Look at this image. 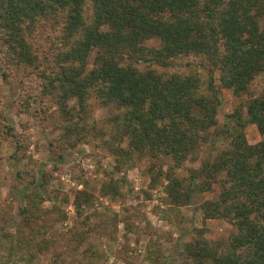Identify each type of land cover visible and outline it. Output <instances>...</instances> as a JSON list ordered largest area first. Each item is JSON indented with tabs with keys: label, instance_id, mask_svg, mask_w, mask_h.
I'll return each mask as SVG.
<instances>
[{
	"label": "trees",
	"instance_id": "16d2710c",
	"mask_svg": "<svg viewBox=\"0 0 264 264\" xmlns=\"http://www.w3.org/2000/svg\"><path fill=\"white\" fill-rule=\"evenodd\" d=\"M87 2L92 19L85 15ZM261 11L264 0H0L2 76L8 81L15 71L29 68L15 83L32 91L36 83L33 99L57 100L69 118L75 117L67 107L72 99L81 109L93 103L112 106L110 120L131 149L162 150L179 161L194 150L200 132L217 124L219 98L212 84L200 83L202 65L194 70L192 64H180L188 71L171 75L156 69H168L183 57L210 58L220 64L223 87L241 95L255 74L264 72ZM202 15L207 21L201 22ZM37 33L54 39L52 60L38 52ZM219 38L229 51L223 59ZM155 40L158 46H148ZM236 121L230 149L203 165L191 183L203 180L205 192L220 184L218 199L203 202L201 210L206 219H226L237 230L226 241L202 237L188 244L194 264H264V141L251 145L245 134L255 126L264 136V94L250 101L246 119L237 116ZM74 125L71 132L79 130V123ZM30 187L39 193L47 189L43 178ZM192 193L190 186L187 205ZM78 194L77 209L90 204L92 196Z\"/></svg>",
	"mask_w": 264,
	"mask_h": 264
},
{
	"label": "rangeland",
	"instance_id": "374dc122",
	"mask_svg": "<svg viewBox=\"0 0 264 264\" xmlns=\"http://www.w3.org/2000/svg\"><path fill=\"white\" fill-rule=\"evenodd\" d=\"M90 8L87 2L85 15L92 19ZM261 13L258 25L264 30ZM35 38L38 52L52 60L57 54L49 49L54 39L38 33ZM147 44L158 46L159 41ZM217 49L222 59L229 54L222 38ZM94 56H89L88 68ZM192 59L183 57L168 69H156L171 75L188 71L184 64L192 69L202 65L200 83L204 88L212 84L219 98L217 124L200 132L194 150L179 161L162 150L131 149L110 120L112 106L93 103L81 109L72 99L67 107L75 117L69 118L53 98L37 103L36 83L33 91L15 83L29 68L15 71L6 81L0 59V264H194L188 244L202 237L226 241L237 230L226 219H206L201 210L203 202L218 199L220 184L205 192L203 180L195 186L191 178L230 149L236 117L246 119L250 101L264 94V72L258 71L237 95L223 87L220 64ZM29 92L33 95L26 98ZM75 123L79 130L71 132ZM245 134L251 145L264 141L255 126L245 128ZM41 178L45 193L30 187ZM190 186L192 201L187 205ZM78 193L92 196L90 204L77 209ZM66 252L69 256L58 257Z\"/></svg>",
	"mask_w": 264,
	"mask_h": 264
}]
</instances>
